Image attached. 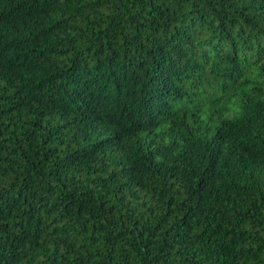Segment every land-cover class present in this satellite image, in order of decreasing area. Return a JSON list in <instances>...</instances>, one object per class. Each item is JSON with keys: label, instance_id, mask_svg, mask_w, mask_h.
Returning a JSON list of instances; mask_svg holds the SVG:
<instances>
[{"label": "trees", "instance_id": "1", "mask_svg": "<svg viewBox=\"0 0 264 264\" xmlns=\"http://www.w3.org/2000/svg\"><path fill=\"white\" fill-rule=\"evenodd\" d=\"M0 264H264V0H0Z\"/></svg>", "mask_w": 264, "mask_h": 264}]
</instances>
